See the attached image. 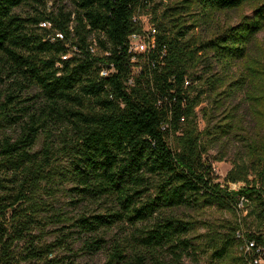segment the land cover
I'll return each instance as SVG.
<instances>
[{
    "label": "trees",
    "instance_id": "16d2710c",
    "mask_svg": "<svg viewBox=\"0 0 264 264\" xmlns=\"http://www.w3.org/2000/svg\"><path fill=\"white\" fill-rule=\"evenodd\" d=\"M66 1L0 0V264H75L79 253L165 264L199 250L253 264L256 250L241 247L264 249V0ZM246 4L252 14L211 39L193 33ZM149 11L146 30L137 18ZM145 31L153 47L131 51ZM236 63L239 74L216 71ZM244 104L257 128L244 127ZM216 148L239 149L225 187ZM182 209L237 221L222 234Z\"/></svg>",
    "mask_w": 264,
    "mask_h": 264
},
{
    "label": "rangeland",
    "instance_id": "374dc122",
    "mask_svg": "<svg viewBox=\"0 0 264 264\" xmlns=\"http://www.w3.org/2000/svg\"><path fill=\"white\" fill-rule=\"evenodd\" d=\"M182 0H156L157 3L163 4L162 7L166 6H173ZM50 5L56 4H66L69 9H72V4L66 0H50ZM253 5L252 4H246L244 7L238 10H231V11H224L219 14H216L213 18H203V22L199 26L198 29L194 30V34L198 37L199 40H209L212 37L219 34L223 29L236 25L239 23V21L242 18V15H251L253 11ZM19 14H21L23 17H27L30 15L32 10H30L27 6H23L17 10ZM196 12V10H195ZM151 17V12H145V14H142L138 17V22L141 23L146 30L150 28L149 19ZM45 24H42L41 26H44ZM259 39L262 44H264V32L261 33L259 36ZM259 58V56H258ZM230 70L232 73L239 74V64H231L230 66H225L223 68L217 67L216 71L223 72V70ZM8 83H1L0 84V91H5ZM244 106L242 105L244 112ZM245 123L244 127H247L249 129H252V127L257 126L255 124V121H251L250 117H247L246 113L244 115ZM207 123L205 119H203L202 114L199 113V119H198V127L202 131L206 128ZM257 128V127H255ZM239 155V149L234 148L230 150L229 152H226L225 149H212L209 152L208 159L212 163V166L214 168L215 173L219 177L218 182L222 184V187H225V177L227 173L234 167V164L237 161ZM255 175L249 176V180H254ZM229 190L238 191L242 189L243 184H227ZM179 215L184 217H191L193 220H197L198 222H205L206 224H210L209 226H214L216 230L220 231L222 234H227L226 226H228L229 222H235L237 221V217L235 214H232L230 212H222L216 209H208L200 212L192 211V210H186L182 209L179 212ZM245 215L247 212L244 213ZM247 223L250 225L253 229L256 227V221L253 217L247 218ZM198 234H206L208 232L207 225H202L199 227ZM115 232H118L117 230ZM194 244L196 245V241L192 240ZM198 248V246L196 245ZM203 251L205 249H202ZM80 255L73 256L70 255V258L75 264H104L106 260V256L102 253L91 256L79 253ZM62 255H68V253H62L59 254V256ZM165 264H216L214 260L212 259L211 253L205 254L199 250V253L196 255H190L183 258L181 261H173L172 257L169 256ZM223 264H236L234 260L225 262Z\"/></svg>",
    "mask_w": 264,
    "mask_h": 264
},
{
    "label": "built area",
    "instance_id": "2783aa9c",
    "mask_svg": "<svg viewBox=\"0 0 264 264\" xmlns=\"http://www.w3.org/2000/svg\"><path fill=\"white\" fill-rule=\"evenodd\" d=\"M138 19V18H137ZM153 34V33H152ZM154 45V39L150 37L149 33L146 31L143 35H134L131 38V51L135 53H143L150 50ZM103 75H107L106 72L102 73ZM239 237H242V234L239 233ZM241 250L244 254H250L252 251L256 250L257 257L254 259L253 264H264V249L257 248L256 242L253 240H246Z\"/></svg>",
    "mask_w": 264,
    "mask_h": 264
}]
</instances>
